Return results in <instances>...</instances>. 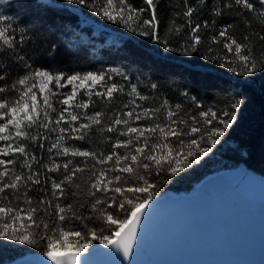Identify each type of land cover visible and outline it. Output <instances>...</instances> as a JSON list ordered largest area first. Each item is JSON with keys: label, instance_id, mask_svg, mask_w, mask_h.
Returning <instances> with one entry per match:
<instances>
[{"label": "snow or ice", "instance_id": "1", "mask_svg": "<svg viewBox=\"0 0 264 264\" xmlns=\"http://www.w3.org/2000/svg\"><path fill=\"white\" fill-rule=\"evenodd\" d=\"M70 2L166 52L264 74V0H178L163 34L159 0ZM52 40L42 18L0 13V237L50 264H82L97 245L129 261L161 186L213 153L244 101L209 106L176 85L174 102L121 67L54 72L35 57L41 45L52 56Z\"/></svg>", "mask_w": 264, "mask_h": 264}, {"label": "trees", "instance_id": "2", "mask_svg": "<svg viewBox=\"0 0 264 264\" xmlns=\"http://www.w3.org/2000/svg\"><path fill=\"white\" fill-rule=\"evenodd\" d=\"M130 2L143 6V0ZM177 2L159 0L158 16L162 34L167 29L172 6ZM0 13L18 21L42 18L51 27L52 42L57 45L55 52L48 56L49 47L41 45L35 57L40 60L38 66L42 65L54 72H86L121 67L134 75L151 77L160 85V92L174 102L177 99L173 91L176 85L192 90L209 106L224 107L232 97L244 101L237 111V122L214 147L213 153L199 165L194 164L179 177H173L163 184L160 195L167 191L188 193L206 175L240 165L264 177V74L237 78L220 64L205 60L203 49L191 56L166 52L154 40L113 25L70 0H0ZM199 19L201 22L205 19L211 21L212 17L205 9ZM254 28L259 30L258 25H254ZM202 34L207 41L203 30ZM81 35L90 37L92 41H72H78ZM236 35L239 37L241 33L237 31ZM257 47H261L259 42ZM238 80L247 83H237ZM35 251L31 246L0 237V264L27 254H38Z\"/></svg>", "mask_w": 264, "mask_h": 264}, {"label": "water", "instance_id": "3", "mask_svg": "<svg viewBox=\"0 0 264 264\" xmlns=\"http://www.w3.org/2000/svg\"><path fill=\"white\" fill-rule=\"evenodd\" d=\"M197 184L192 194L167 191L154 198L129 261L97 245L82 264H264V199L241 192L225 169ZM6 264L50 262L26 255Z\"/></svg>", "mask_w": 264, "mask_h": 264}, {"label": "bare ground", "instance_id": "4", "mask_svg": "<svg viewBox=\"0 0 264 264\" xmlns=\"http://www.w3.org/2000/svg\"><path fill=\"white\" fill-rule=\"evenodd\" d=\"M226 175L237 183L239 190L244 194L255 198V200L264 199V178L259 177L245 170L242 167L225 169ZM198 184L196 183L190 193L197 191ZM29 258L37 260L41 263L48 262L46 258L40 254H27ZM26 256V255H25Z\"/></svg>", "mask_w": 264, "mask_h": 264}, {"label": "rangeland", "instance_id": "5", "mask_svg": "<svg viewBox=\"0 0 264 264\" xmlns=\"http://www.w3.org/2000/svg\"><path fill=\"white\" fill-rule=\"evenodd\" d=\"M74 34V33H73ZM73 42H76V43H80V42H85V41H89V42H91L92 40L90 39V37H88V36H83V35H81V38L77 41H75V40H72ZM96 47L98 46L99 47V45H95ZM69 89L68 88H66V89H64V91H68ZM57 107H59L58 105H57ZM222 170H224V169H222ZM220 171V170H219Z\"/></svg>", "mask_w": 264, "mask_h": 264}]
</instances>
